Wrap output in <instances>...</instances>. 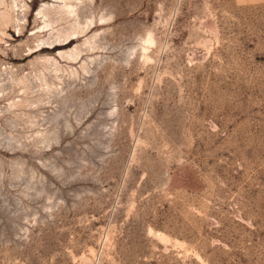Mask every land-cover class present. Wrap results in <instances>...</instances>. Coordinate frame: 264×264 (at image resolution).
Instances as JSON below:
<instances>
[{
	"label": "rangeland",
	"instance_id": "rangeland-1",
	"mask_svg": "<svg viewBox=\"0 0 264 264\" xmlns=\"http://www.w3.org/2000/svg\"><path fill=\"white\" fill-rule=\"evenodd\" d=\"M0 264H264V0H0Z\"/></svg>",
	"mask_w": 264,
	"mask_h": 264
},
{
	"label": "bare ground",
	"instance_id": "bare-ground-1",
	"mask_svg": "<svg viewBox=\"0 0 264 264\" xmlns=\"http://www.w3.org/2000/svg\"><path fill=\"white\" fill-rule=\"evenodd\" d=\"M65 5V4H64ZM66 7V6H65ZM74 9V8H73ZM69 10H70V8H69ZM39 13V12H38ZM44 16V15H43ZM48 16V15H47ZM48 20V19H47ZM47 22V21H46ZM46 25H48V24H46ZM49 25H51V24H49ZM61 37V36H60ZM151 37V36H150ZM57 39V38H56ZM151 40V39H150ZM57 41V40H56ZM59 41H64V39L63 40H59Z\"/></svg>",
	"mask_w": 264,
	"mask_h": 264
}]
</instances>
